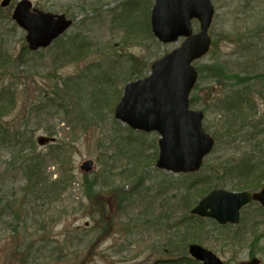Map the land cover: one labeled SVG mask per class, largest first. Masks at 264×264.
I'll return each mask as SVG.
<instances>
[{
    "label": "rangeland",
    "instance_id": "rangeland-1",
    "mask_svg": "<svg viewBox=\"0 0 264 264\" xmlns=\"http://www.w3.org/2000/svg\"><path fill=\"white\" fill-rule=\"evenodd\" d=\"M31 1L74 24L48 48L31 51L12 18L17 0L8 7L0 0V60L7 55L15 64L0 69V85L11 91H0V104L3 95L17 96L1 123L9 127L10 138L22 132L20 143L0 146V264H203L190 256L191 243L166 246L191 218L190 209L216 187L256 191L264 186L259 170L249 174L237 168L242 161L258 167L253 159L264 164V0H213L215 45L194 63L200 75L190 99L217 140L198 172L180 175L156 166L158 132L135 131L114 116L126 83L139 72L148 75L155 59L179 45L152 34L155 0ZM194 28L199 31V24ZM73 77L78 78L72 86L78 80L82 85L77 103L61 92L41 113L37 104L47 90ZM93 91L105 92L99 93L100 103L89 104ZM51 137L56 141L46 139ZM30 139L38 152L58 150L54 156L59 157L56 163L49 155L43 176L31 186L12 163ZM88 160L95 165L89 173L81 169ZM216 168L225 172L222 178ZM86 173L96 180L89 199L83 189ZM60 177L66 180L61 189L53 184ZM113 188L131 192L109 201ZM206 220L196 244L224 264L253 258L264 264L260 204L246 207L234 226Z\"/></svg>",
    "mask_w": 264,
    "mask_h": 264
},
{
    "label": "water",
    "instance_id": "water-1",
    "mask_svg": "<svg viewBox=\"0 0 264 264\" xmlns=\"http://www.w3.org/2000/svg\"><path fill=\"white\" fill-rule=\"evenodd\" d=\"M11 1L3 0L2 6ZM32 7L31 0H21L13 13L15 21L26 30L32 51L47 48L73 24L65 14L38 8L32 11ZM213 14L211 0H156L151 19L154 33L164 42L176 41L182 35L190 37L180 48L155 61L151 75L128 83L116 107L115 117L132 128L160 133L156 164L160 169L174 173L197 171L214 146V139L203 129V113L189 107V94L197 80L191 63L209 50L211 40L207 31ZM194 17L200 19L202 32L191 36ZM93 165V160H88L81 168L90 171ZM253 199L264 204V189L254 195L218 189L201 200L193 213L221 223H238L240 208ZM190 252L205 264H222L203 246L193 244ZM247 264H259V260Z\"/></svg>",
    "mask_w": 264,
    "mask_h": 264
},
{
    "label": "trees",
    "instance_id": "trees-1",
    "mask_svg": "<svg viewBox=\"0 0 264 264\" xmlns=\"http://www.w3.org/2000/svg\"><path fill=\"white\" fill-rule=\"evenodd\" d=\"M79 56H80V50H79ZM76 57H78V53H76ZM8 58H9V56L3 55L2 59L0 60V69H4V71H8L12 66H15V64L14 65L12 64L13 60L11 58H9V59ZM18 60H20V62H21L22 57L19 56L18 59H15L16 64H17V62H19ZM143 75H145L144 72H142V73L139 72L136 74V77L138 78V77H141ZM60 77H62V76H60ZM77 78L78 77L69 78V82L64 83L65 86L59 87L58 85H56V87L53 90H50V91L47 90V92L45 93L44 100L40 101L37 104V106L39 107V111L41 113H44L43 109L46 110L50 107L49 105H51L50 103H48L49 101L52 103H56L55 96L56 97L59 96L61 92H65L66 94H71L73 96L72 99L75 101V104H76L78 99H79L78 96H81L80 91L82 89V85L81 86L79 85V80L76 81L75 84H73V86H72L71 82L73 80H76ZM1 90H3V93L4 92H11L10 90H6V88H4L0 85V91ZM99 93L105 94V92H103V91H101V92L100 91L99 92L93 91L90 93V95L88 97L89 98V104H96L98 102L99 103L101 102L102 97ZM3 96H4V103L0 104V146L9 147L11 142H13L14 140L16 143H20L22 132H20V130H16L14 132V134L12 135V137L10 138L9 137V127L6 126V124L1 123V118L7 116L10 113L11 108L13 107L14 103H16V100H17V96L15 93H11L10 97L8 95H3ZM62 100H61V102H62ZM1 102H3V97L1 98ZM191 103H193L192 100H191ZM55 107L57 108L58 105H55ZM25 127L29 128V124L27 122H26ZM49 134H50V132H49ZM251 137H253V136L251 135ZM30 143L31 144L27 149H22L17 154L13 155L12 163L17 162L19 164V170L21 171V173L23 175H25L24 178L27 181V184H29L31 186V184H34L39 179L40 176H43L42 168H43V165L48 162L49 155L51 153H53V157L56 160V163H59V157L54 156V155H57L58 150L54 151L53 149H51L47 153H42V152H38L36 150L35 142H33L32 139H30ZM54 145L55 144H52L51 147H53ZM243 162H245V161H242L241 163L238 164L239 167H241L243 165ZM252 162H253V160H251V163ZM252 164L256 165L255 163H252ZM246 166L250 167V165H248V163H246ZM215 171H216L217 175L221 176V178L223 177V174H225V172H221L218 168H216ZM85 175H86V177L83 180V184L85 186L83 187V189L85 191L86 197L89 199L94 192V184L96 183L95 182L96 180L89 179V175L87 173ZM64 179H65V177H60L59 179L54 180L53 184L57 185V187H59V189H61L60 185L63 182L64 183L62 185L63 186L66 185V180H64ZM217 185L219 186L220 184H217ZM238 187H243V186H241V184H237L235 186V188H238ZM112 191H114V195H116L115 198H117V199L125 198V194L123 192H121L120 188H113ZM110 194H111V191L109 192V196L107 197V199L109 201H112L113 196L111 197ZM186 200H187V198H185L182 201L184 202V205H186L185 208L188 209L191 206V204L188 205ZM91 208H94V207L91 205ZM107 210L109 211V206L107 207ZM107 215H108V219H111L110 213ZM202 223H203V221L201 219H198V217L191 216V218L188 219L187 223H185L184 225H181L179 227L180 230L177 231V235L175 234L176 236H173L170 240L171 242H169V245L166 244V246L170 249V247L173 245V248L175 249L177 243L182 244V243L197 242L198 236L200 235V233L202 232V229H203ZM108 226H109V224H108ZM84 230H90V229H89V227L85 226ZM174 263H176V262H174Z\"/></svg>",
    "mask_w": 264,
    "mask_h": 264
},
{
    "label": "flooded vegetation",
    "instance_id": "flooded-vegetation-1",
    "mask_svg": "<svg viewBox=\"0 0 264 264\" xmlns=\"http://www.w3.org/2000/svg\"><path fill=\"white\" fill-rule=\"evenodd\" d=\"M264 174V173H263Z\"/></svg>",
    "mask_w": 264,
    "mask_h": 264
}]
</instances>
